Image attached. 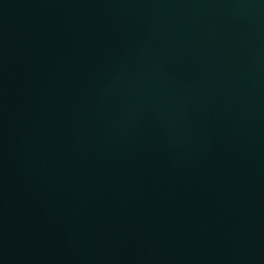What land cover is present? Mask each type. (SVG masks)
Instances as JSON below:
<instances>
[{
    "label": "water",
    "instance_id": "95a60500",
    "mask_svg": "<svg viewBox=\"0 0 264 264\" xmlns=\"http://www.w3.org/2000/svg\"><path fill=\"white\" fill-rule=\"evenodd\" d=\"M0 264H264V0H0Z\"/></svg>",
    "mask_w": 264,
    "mask_h": 264
}]
</instances>
